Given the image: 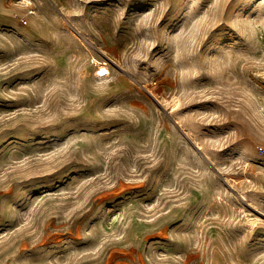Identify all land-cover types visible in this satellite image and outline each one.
I'll list each match as a JSON object with an SVG mask.
<instances>
[{
    "label": "rangeland",
    "instance_id": "rangeland-1",
    "mask_svg": "<svg viewBox=\"0 0 264 264\" xmlns=\"http://www.w3.org/2000/svg\"><path fill=\"white\" fill-rule=\"evenodd\" d=\"M28 1L0 0V264H264V0Z\"/></svg>",
    "mask_w": 264,
    "mask_h": 264
},
{
    "label": "bare ground",
    "instance_id": "bare-ground-1",
    "mask_svg": "<svg viewBox=\"0 0 264 264\" xmlns=\"http://www.w3.org/2000/svg\"><path fill=\"white\" fill-rule=\"evenodd\" d=\"M23 1H24V3H26V4H27V3H29V1H28V0H23ZM30 4H31V2H30ZM28 5H29V4H28ZM34 12H36V11H34ZM34 12H33V14H35ZM31 13H32V12H31ZM100 74H101L102 76H104V77H105V74H103V73H100Z\"/></svg>",
    "mask_w": 264,
    "mask_h": 264
},
{
    "label": "built area",
    "instance_id": "built-area-1",
    "mask_svg": "<svg viewBox=\"0 0 264 264\" xmlns=\"http://www.w3.org/2000/svg\"><path fill=\"white\" fill-rule=\"evenodd\" d=\"M106 75H108V74H106ZM97 77H98V78H102V77H104V76H102L99 72H97Z\"/></svg>",
    "mask_w": 264,
    "mask_h": 264
}]
</instances>
